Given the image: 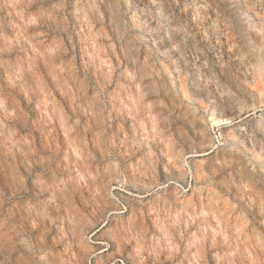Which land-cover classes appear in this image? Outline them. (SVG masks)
<instances>
[{"label": "rangeland", "instance_id": "374dc122", "mask_svg": "<svg viewBox=\"0 0 264 264\" xmlns=\"http://www.w3.org/2000/svg\"><path fill=\"white\" fill-rule=\"evenodd\" d=\"M0 264H264V0H0Z\"/></svg>", "mask_w": 264, "mask_h": 264}]
</instances>
